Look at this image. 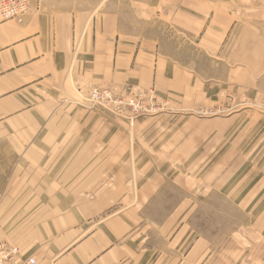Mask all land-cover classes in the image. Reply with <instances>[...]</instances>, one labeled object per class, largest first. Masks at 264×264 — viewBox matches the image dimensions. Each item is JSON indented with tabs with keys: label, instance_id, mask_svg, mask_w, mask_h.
Here are the masks:
<instances>
[{
	"label": "crops",
	"instance_id": "1",
	"mask_svg": "<svg viewBox=\"0 0 264 264\" xmlns=\"http://www.w3.org/2000/svg\"><path fill=\"white\" fill-rule=\"evenodd\" d=\"M229 58L264 71V0H41L0 20V240L37 264H227L231 242L220 260L189 224L182 164L76 103L138 87L214 106Z\"/></svg>",
	"mask_w": 264,
	"mask_h": 264
},
{
	"label": "rangeland",
	"instance_id": "2",
	"mask_svg": "<svg viewBox=\"0 0 264 264\" xmlns=\"http://www.w3.org/2000/svg\"><path fill=\"white\" fill-rule=\"evenodd\" d=\"M183 54L191 59L186 56L190 51ZM197 60L201 68L204 59ZM240 60L226 59V89L215 90L214 106L205 100L193 105L190 99L180 105L154 94L159 106L136 116L134 109L116 102L126 87H89L76 105L125 121L130 143L156 150L152 161L182 164L177 172L191 190L189 224L200 239L214 242L216 258L223 259L222 246L231 242L227 264H264V71L249 74L245 59ZM94 90L114 98L94 101Z\"/></svg>",
	"mask_w": 264,
	"mask_h": 264
},
{
	"label": "built area",
	"instance_id": "3",
	"mask_svg": "<svg viewBox=\"0 0 264 264\" xmlns=\"http://www.w3.org/2000/svg\"><path fill=\"white\" fill-rule=\"evenodd\" d=\"M41 0H0V19L3 21L14 20L17 23L25 17L38 11ZM99 95V99L96 96ZM153 91H142L138 87H126L117 103L134 109L136 116L149 114L156 105L157 99L153 97ZM114 96L110 92H98L94 90L92 99L102 102L112 101ZM160 104V103H159ZM0 264H37L35 258H23L16 246H10L0 240Z\"/></svg>",
	"mask_w": 264,
	"mask_h": 264
},
{
	"label": "bare ground",
	"instance_id": "4",
	"mask_svg": "<svg viewBox=\"0 0 264 264\" xmlns=\"http://www.w3.org/2000/svg\"><path fill=\"white\" fill-rule=\"evenodd\" d=\"M1 20V19H0ZM1 21H3V20H1ZM10 21V20H9Z\"/></svg>",
	"mask_w": 264,
	"mask_h": 264
}]
</instances>
